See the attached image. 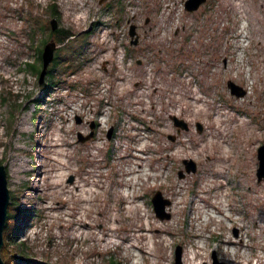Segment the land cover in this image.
Instances as JSON below:
<instances>
[{
    "label": "rangeland",
    "instance_id": "1",
    "mask_svg": "<svg viewBox=\"0 0 264 264\" xmlns=\"http://www.w3.org/2000/svg\"><path fill=\"white\" fill-rule=\"evenodd\" d=\"M184 1L0 0V161L9 202L36 213L9 249L42 264H175L180 245L182 264H212L213 252L264 264V0ZM51 18L79 44L88 35L81 64L44 91L22 63ZM41 168L48 178H33Z\"/></svg>",
    "mask_w": 264,
    "mask_h": 264
},
{
    "label": "trees",
    "instance_id": "2",
    "mask_svg": "<svg viewBox=\"0 0 264 264\" xmlns=\"http://www.w3.org/2000/svg\"><path fill=\"white\" fill-rule=\"evenodd\" d=\"M57 4L55 2H52L49 6V13L50 15H56L59 16V12L57 9ZM29 22L35 23L41 21H36V19H29ZM31 28H29V39L31 42H35L36 39V32L35 30H38L36 25H30ZM48 28L47 24L43 23L40 25L39 32L42 30H46ZM85 34V37H83V41L77 43L74 39L77 37V35L71 30L67 28L57 27L55 29L48 30V35L45 36L43 40H41L38 45L37 43L33 47L35 59L30 61H25L22 63L23 68L27 70L29 73H32L35 75L37 82H39V73L42 67V58L41 53L44 44L53 37L55 42L58 44L56 49L54 50V56L51 60L52 63L50 66L48 64L47 71L48 75H44L43 81L41 82L42 86L45 88L44 91H48L50 88V84L59 83L57 78V72L65 71L66 69H69L71 71H74L80 64V50H81V44L85 42L87 39V33ZM85 38V39H84ZM67 48V49H66ZM78 49V50H77ZM36 60H39V63L36 62ZM50 61V62H51ZM2 102H4L5 97L2 96ZM20 105V104H18ZM2 161H0V164ZM18 197H13V202H8L7 205V216L6 221L3 227V244L0 249V254L3 259L4 264H42L41 262H32V260H29L28 253H26L27 247H23L20 251H16L14 249H9V244L16 239L15 235L17 231H20L23 220H28V218H31L36 215L35 212H28V208H23L18 204ZM10 203V204H9ZM22 241V240H21ZM4 253V255H3ZM109 264H120L117 260L110 258Z\"/></svg>",
    "mask_w": 264,
    "mask_h": 264
},
{
    "label": "water",
    "instance_id": "3",
    "mask_svg": "<svg viewBox=\"0 0 264 264\" xmlns=\"http://www.w3.org/2000/svg\"><path fill=\"white\" fill-rule=\"evenodd\" d=\"M205 0H185L184 6L185 9L188 11L196 10ZM50 27L51 29H55L56 27V19L51 18L50 19ZM128 34L131 37L130 44H136L138 42L137 39V32H136V26L135 24H130L128 29ZM56 46V42L53 38H50L43 46L41 58H42V67L39 73V82H41L44 78V75L46 74L48 64L53 59L54 56V48ZM228 86L231 89V92L233 94H236V96H241L244 94V91H239L238 86L231 80L227 81ZM174 125L178 127V130L180 128H187V124L183 119L177 118L176 116H171ZM198 130H200V125ZM93 124L91 125V132L85 136L84 138H89L93 134ZM110 135V132H108V137ZM171 137V136H170ZM83 138V139H84ZM172 138V137H171ZM257 157H258V167H257V179L264 180V144L260 145L257 148ZM183 164L185 165L186 172L195 171L196 164L192 160L183 159ZM179 174H182V171H179ZM151 203L153 204L155 214L159 218H168L169 213L164 211V205L169 203V200L162 197V193L159 190H156L154 194L150 198ZM9 202V191L7 187V175L4 165L0 164V249L3 244V227L6 221L7 216V205ZM181 256H182V247L180 245H176L174 249V263L175 264H182L181 262ZM0 264H4L3 259L0 254ZM212 264H224L223 262L219 261L215 255V253H212Z\"/></svg>",
    "mask_w": 264,
    "mask_h": 264
},
{
    "label": "bare ground",
    "instance_id": "4",
    "mask_svg": "<svg viewBox=\"0 0 264 264\" xmlns=\"http://www.w3.org/2000/svg\"><path fill=\"white\" fill-rule=\"evenodd\" d=\"M85 17V15L83 14V12H80L78 15H76V21L79 23V21L81 20V18ZM246 127V124L245 123H241V128H245ZM55 140V139H54ZM56 144L57 142H52V144ZM33 178L34 177H40L42 179L44 178H48V173L46 172L45 169L41 168L40 171L38 172V174H36V176H32ZM10 198V197H9Z\"/></svg>",
    "mask_w": 264,
    "mask_h": 264
}]
</instances>
